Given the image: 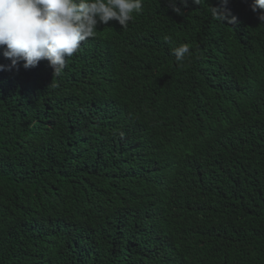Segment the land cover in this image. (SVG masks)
Segmentation results:
<instances>
[{
    "label": "trees",
    "instance_id": "16d2710c",
    "mask_svg": "<svg viewBox=\"0 0 264 264\" xmlns=\"http://www.w3.org/2000/svg\"><path fill=\"white\" fill-rule=\"evenodd\" d=\"M205 1L99 24L60 76L0 71V264H264V24ZM62 109L90 119L40 135Z\"/></svg>",
    "mask_w": 264,
    "mask_h": 264
},
{
    "label": "clouds",
    "instance_id": "9594fccd",
    "mask_svg": "<svg viewBox=\"0 0 264 264\" xmlns=\"http://www.w3.org/2000/svg\"><path fill=\"white\" fill-rule=\"evenodd\" d=\"M169 6L177 14H183L179 3L187 4L190 9H199L206 3L205 0H168ZM228 0L223 3L215 1L209 5L213 18L221 23L226 21L237 24L235 11L231 13L225 8ZM225 4V5H224ZM151 0H0V47L3 55L10 59V64H0V71H11L23 62L24 68L36 67L41 60H47L54 70V76H60L66 67L67 59L76 53L80 46L86 45L96 35L98 25H107L115 19L126 28L130 21H135L143 12L149 14ZM252 8V9H251ZM249 10L264 24V0H253ZM205 9L203 13H208ZM165 37V40H169ZM177 62L191 55L187 43H181L172 49ZM229 60L224 52L219 60L220 70L216 77L224 83H214L218 88L224 84L234 94L238 89L235 83H226L225 76L229 73ZM90 119L87 112L80 110L77 114L72 109H62L60 114H51L46 128L37 129L40 135L53 133L57 124L66 128H77L85 120ZM115 137L124 139V150L129 149L128 143L132 138L119 135ZM47 137V136H46ZM92 144L95 146L92 138ZM83 146L81 142L77 143ZM96 148V146H95ZM106 151V147H105ZM114 164L123 160L125 153H112ZM68 162L78 164L75 157L67 158Z\"/></svg>",
    "mask_w": 264,
    "mask_h": 264
}]
</instances>
